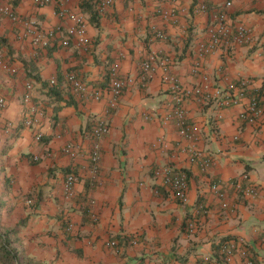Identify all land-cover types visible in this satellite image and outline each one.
Segmentation results:
<instances>
[{"label":"crops","instance_id":"0c3cea01","mask_svg":"<svg viewBox=\"0 0 264 264\" xmlns=\"http://www.w3.org/2000/svg\"><path fill=\"white\" fill-rule=\"evenodd\" d=\"M99 1L52 0L38 6L34 0H0L17 15L0 13V61L17 69L0 63V97L6 99L0 109V237L8 239L6 246L0 239V264H197L206 255L217 264H241L239 255L226 262L219 252L222 241L240 237L255 264H264V117L257 123L239 118L252 96L264 100V0H232L230 23L252 27L253 40L234 42L204 60L214 86L249 81L242 103L220 108L193 95L184 101L200 132L196 145L213 158L207 170L189 158L194 142L180 135L176 123L163 120L172 98L163 69L147 84L139 74L142 61L156 50L173 58L172 74L192 89L200 77L190 68L211 21L210 12L197 5L204 1L217 9L226 0H114L103 12ZM60 8L86 17L91 46L61 44L71 21L58 16ZM29 22L53 34L47 46L33 43ZM155 29L168 39L155 40ZM115 62L130 83L111 109L106 87ZM70 72L92 89H104L102 98L75 92L66 78ZM29 83L32 99L25 102ZM104 116L110 131L101 139V166L94 177L91 130ZM31 117L38 122L26 126ZM160 137L165 144L157 143ZM69 143L79 146L74 157L62 151ZM166 164L188 170L187 203L175 199L155 175ZM69 173L78 175L71 198L64 191ZM244 174V185H256L257 196L246 198L228 185ZM214 181L228 185L224 199L212 191ZM196 214L192 233L186 224ZM110 240L118 241V249L108 246Z\"/></svg>","mask_w":264,"mask_h":264},{"label":"built area","instance_id":"2783aa9c","mask_svg":"<svg viewBox=\"0 0 264 264\" xmlns=\"http://www.w3.org/2000/svg\"><path fill=\"white\" fill-rule=\"evenodd\" d=\"M34 1L38 6H45L51 3L52 0ZM113 2L114 0H100L98 3V11L103 12L105 8ZM231 6L232 0H226L225 5L222 8L217 9H210L204 1L197 5L198 10L210 12L211 21L207 27L208 35L204 40L199 42L196 58L190 68L191 74L200 77V82H198L192 89L185 88L180 82V79L172 74L171 71L173 69L174 60L169 55H161L158 51L151 50L140 66L139 78L142 84H147L158 68L163 69V80L169 85L172 92V98L168 104H166V106L168 105V108L163 116V120L165 123H176L180 135L183 138L194 142V144L187 150L189 158L193 162H199L203 170H207L212 165L213 158L206 154L204 150L199 148L195 143L200 138V132L188 119L187 109L184 103L185 99L193 95L197 99L200 98L205 101H216L220 108H226L241 104L248 93V80L230 82L224 87L214 86L204 68V60L215 52L231 46L234 42L239 44H249L253 40L254 31L252 27L246 24H240L234 28L230 23L229 9ZM0 13L13 19L17 18L13 7L9 4L1 5ZM164 13L165 15L167 14L166 12ZM57 14L58 16L68 18L71 21V24L67 28V36L61 40L63 46H68L71 41H76L84 47L91 46L92 41L88 35V21L81 12H75L67 8H60L57 11ZM27 31L33 37V43L36 46H47L49 44V38L53 37L52 33L49 34L46 31L40 30L34 22L28 23ZM48 34L50 37H48ZM153 37L155 40L166 41L168 39V34L164 30L155 29ZM0 63L4 68L11 72H16L17 70L16 67L10 66L6 61H0ZM66 78L75 92L81 93L89 99L99 100L102 98L104 89H92L76 72L68 73ZM129 83L130 79L124 76L120 70V63H113L109 71V84L106 87V91L111 93V99L109 102L111 109L117 107L119 100ZM51 84L56 85L57 79L52 78ZM32 89V84H27L23 96L25 102L31 101ZM5 105L6 99L1 96L0 109ZM262 117H264V100L257 96H252L240 112L239 118L248 123H257ZM37 122V117H31L25 120L26 126H32ZM109 131L110 123L106 116L99 117L92 126L91 136L93 138V145L90 150V158L94 177L98 176L101 166V139ZM36 139L38 141L41 140L42 134L37 133ZM157 143L160 145L165 144L164 138H158ZM62 151L64 154L73 157L80 152L79 146L72 143L66 144ZM35 159H38L37 155H35ZM154 172L160 179L161 184L169 190L175 199L181 203H187L190 200V177L187 169L172 164H166L157 167ZM242 177L241 180H234L228 185L233 186L237 194L242 193L246 198L257 196L259 191L256 185L252 183H246V185H244V179H247L248 175L244 174ZM77 181V174L69 173L66 175L64 180V191L67 197L71 198L75 196L74 185ZM228 185L223 184L221 181H214L211 184V189L224 199L227 194ZM90 202H93V200H90ZM222 205L225 208L229 207L226 200L223 201ZM204 209L205 208L202 207L199 211H203ZM89 214L93 222L98 221V214L94 210L90 209ZM197 216L198 214L195 215L194 219H189L187 221V230L189 232L193 233L195 231L197 227ZM73 226V223L69 224V228H73ZM262 241L264 242V237L262 238ZM132 242L136 243L137 240H133ZM108 246L118 249V241L110 240L108 241ZM219 246V252L226 262H231L235 255H239L241 257V264H255L254 256L246 245L244 238H230L222 241ZM197 264H217V261L212 258L211 255H206Z\"/></svg>","mask_w":264,"mask_h":264},{"label":"trees","instance_id":"16d2710c","mask_svg":"<svg viewBox=\"0 0 264 264\" xmlns=\"http://www.w3.org/2000/svg\"><path fill=\"white\" fill-rule=\"evenodd\" d=\"M54 86V85H53ZM89 211H90V209H89ZM187 225V224H186ZM18 228H15L14 230H17ZM0 239H1V237H0ZM2 240V239H1ZM2 243H3V246H6L7 244H8V239L6 238V239H3L2 240ZM220 247V246H219ZM31 264H45V263H41V262H32Z\"/></svg>","mask_w":264,"mask_h":264}]
</instances>
